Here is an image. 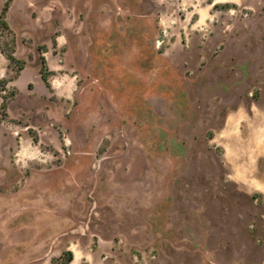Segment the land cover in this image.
<instances>
[{"label": "rangeland", "instance_id": "374dc122", "mask_svg": "<svg viewBox=\"0 0 264 264\" xmlns=\"http://www.w3.org/2000/svg\"><path fill=\"white\" fill-rule=\"evenodd\" d=\"M6 19L25 66L0 50V264H264V0Z\"/></svg>", "mask_w": 264, "mask_h": 264}, {"label": "trees", "instance_id": "16d2710c", "mask_svg": "<svg viewBox=\"0 0 264 264\" xmlns=\"http://www.w3.org/2000/svg\"><path fill=\"white\" fill-rule=\"evenodd\" d=\"M10 1L11 0H5V3L2 7V11L0 13V37H3L2 40H0V50L1 52L6 56V58L9 60L10 64H16V69L21 70L25 66V61L22 59H18L15 55V45H16V38L14 36V32L12 31L7 19H6V13L10 7ZM46 46L39 47V50L41 51V66L39 69L40 75L44 83L46 85H49V75L51 74L50 68L48 67L47 61L43 55L44 52L47 50ZM2 87L0 90L7 91V80H2ZM14 95V93H9ZM3 112L2 117L7 116L6 112V104H3ZM64 262L62 264H71L73 260V253L72 251L68 250L64 252V256L61 257Z\"/></svg>", "mask_w": 264, "mask_h": 264}]
</instances>
